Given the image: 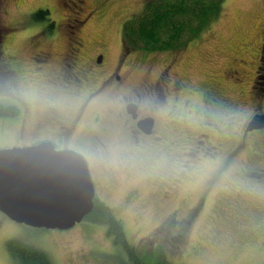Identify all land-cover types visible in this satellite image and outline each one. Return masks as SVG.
Wrapping results in <instances>:
<instances>
[{
  "label": "rangeland",
  "instance_id": "obj_1",
  "mask_svg": "<svg viewBox=\"0 0 264 264\" xmlns=\"http://www.w3.org/2000/svg\"><path fill=\"white\" fill-rule=\"evenodd\" d=\"M145 1L0 0L6 26L0 66L18 69L12 77L0 69V102L21 108L17 116H0V148L38 143L36 125L52 93L40 67H60L75 41L83 43L85 59L105 51L112 66L124 58L127 80L93 101L90 125L92 112L121 106L127 90L141 92V83L165 70L162 152L137 154L113 138L104 175L96 177L97 200L123 221L145 264H155L162 249L172 264H264V128L247 130L264 113V0H224L221 16L181 50L126 53L124 23ZM40 9L50 12L47 19L33 18ZM42 51L50 54L47 66L34 60ZM99 82L89 80L74 95ZM208 94L217 99L212 107ZM74 95L66 109L79 102ZM108 227L87 218L65 230L34 227L0 211V264H19L10 240L44 250L54 264H129Z\"/></svg>",
  "mask_w": 264,
  "mask_h": 264
},
{
  "label": "flooded vegetation",
  "instance_id": "obj_2",
  "mask_svg": "<svg viewBox=\"0 0 264 264\" xmlns=\"http://www.w3.org/2000/svg\"><path fill=\"white\" fill-rule=\"evenodd\" d=\"M50 21V25L55 26L54 21ZM4 27L6 26L0 25V45L3 43ZM48 29L43 30L46 35H48ZM75 43L77 45L70 47L69 54L61 57L60 67L52 70L48 67V69L40 67L41 70L44 68L47 72L46 78L49 84L52 85V93L50 98L43 103V108H41L42 113L39 115L41 121L36 125L38 133L35 134L36 136L34 135L33 141L38 140V143L50 141L58 149L67 148L81 152L89 163L96 194H98L96 177L104 175L105 161L111 153V144H114L113 138L119 137L126 146L127 151L132 150L137 154L142 153L146 148H152L157 153L162 152L159 147H164V139L167 137L162 121L160 122V112L158 111L159 106L166 102L170 93L167 92L170 79H167L168 72L163 70L160 73L161 77L141 83L139 86L141 92L137 88H130L123 94L121 106L111 107L106 113L92 112L93 125H90L86 116L91 110L93 101L107 90L118 89V86H121L127 80V77L121 73L124 58L112 66L108 65L105 51L90 59H85L82 52L83 43L79 40ZM34 60L43 62L47 66L50 54L42 51L38 53ZM3 65L8 77H12L18 72V69H15L9 63ZM96 77L100 78L98 86L89 85V88L93 90L87 91V94L74 95L73 91L85 89L87 82L89 80L92 82ZM178 88L180 87L177 86L176 89ZM59 95L61 102L57 98ZM73 95L77 96L79 102L75 107L71 106L66 109L67 105L65 103L67 99L68 101L71 100ZM208 96L206 102L208 107H212L216 104L217 99L212 94H208ZM85 119H87L86 124ZM147 121L148 124H146ZM89 130H92V132ZM254 131H258V129ZM173 145H176V143H170L168 150L172 151L175 147ZM99 169H102V171L99 172Z\"/></svg>",
  "mask_w": 264,
  "mask_h": 264
},
{
  "label": "water",
  "instance_id": "obj_3",
  "mask_svg": "<svg viewBox=\"0 0 264 264\" xmlns=\"http://www.w3.org/2000/svg\"><path fill=\"white\" fill-rule=\"evenodd\" d=\"M262 128L264 113H258L247 130ZM96 195L81 152L50 141L0 148V211L18 223L72 228L93 211Z\"/></svg>",
  "mask_w": 264,
  "mask_h": 264
},
{
  "label": "trees",
  "instance_id": "obj_4",
  "mask_svg": "<svg viewBox=\"0 0 264 264\" xmlns=\"http://www.w3.org/2000/svg\"><path fill=\"white\" fill-rule=\"evenodd\" d=\"M223 8L224 0H146L142 10L124 23V47L128 52L136 50L146 53L181 50L217 20ZM49 13L40 9L33 14V18L44 20ZM0 69L5 72L3 66ZM20 113L21 108L17 104L0 102V116H17ZM112 209L98 199L86 218L108 224V233L114 234L116 242L125 247L129 264H145L135 245L128 241L123 221ZM9 248L19 264H54L44 250L21 241L10 240ZM146 253L143 254L152 252ZM155 264L172 263L162 249Z\"/></svg>",
  "mask_w": 264,
  "mask_h": 264
}]
</instances>
